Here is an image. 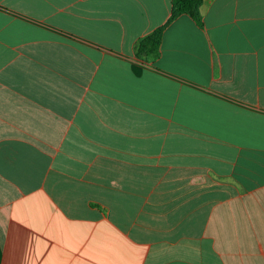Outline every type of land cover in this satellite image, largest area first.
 <instances>
[{
  "label": "crops",
  "instance_id": "1",
  "mask_svg": "<svg viewBox=\"0 0 264 264\" xmlns=\"http://www.w3.org/2000/svg\"><path fill=\"white\" fill-rule=\"evenodd\" d=\"M0 0V264H264V0Z\"/></svg>",
  "mask_w": 264,
  "mask_h": 264
},
{
  "label": "trees",
  "instance_id": "2",
  "mask_svg": "<svg viewBox=\"0 0 264 264\" xmlns=\"http://www.w3.org/2000/svg\"><path fill=\"white\" fill-rule=\"evenodd\" d=\"M203 0H172V14L168 23L146 35L135 43L134 55L138 59H144L146 63L155 62L160 58L162 35L166 27L182 15L189 16L198 27H203L200 7Z\"/></svg>",
  "mask_w": 264,
  "mask_h": 264
}]
</instances>
